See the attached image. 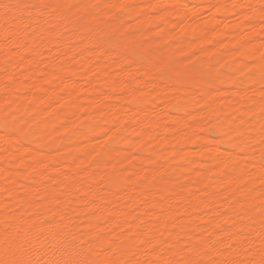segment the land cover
I'll return each mask as SVG.
<instances>
[{"label": "bare ground", "instance_id": "1", "mask_svg": "<svg viewBox=\"0 0 264 264\" xmlns=\"http://www.w3.org/2000/svg\"><path fill=\"white\" fill-rule=\"evenodd\" d=\"M4 2L50 7L14 10L7 41L0 11V245L7 221L99 260L168 259L169 244L231 259L246 237L259 259V207L241 204L260 203L262 85L240 69L264 53V0Z\"/></svg>", "mask_w": 264, "mask_h": 264}, {"label": "snow or ice", "instance_id": "2", "mask_svg": "<svg viewBox=\"0 0 264 264\" xmlns=\"http://www.w3.org/2000/svg\"><path fill=\"white\" fill-rule=\"evenodd\" d=\"M50 5H28V4H9V3H0V11L4 14V23L6 26V34L5 41L12 38L14 35V31L12 28H8L10 20L15 22L16 20H23V17H17L14 14L15 12H19L22 9H39L43 11ZM69 7H79V6H69ZM93 8L99 7V5H92ZM105 7H117L116 5H106ZM132 7L131 5H121L119 6L120 11L124 9ZM153 9L160 8L167 10L169 5H152ZM233 8L247 7L248 9H252V5H237L233 4ZM259 17H260V25L261 32H264V4H262L259 8ZM245 19L251 20V15H246ZM262 46H264V42H262ZM240 71L245 75L255 74L257 71L259 72L260 81H261V92L259 101L252 100V104L255 107L257 104L259 106L258 113L253 111L252 115H259L260 117V126L258 129V138L256 136H252L249 143L255 142L260 145V175H259V185L252 189L253 192L257 193L256 196L252 197V200L259 199V205L250 204L248 198L246 197L241 207H247L249 211L259 207V212L261 216V230L259 233V259L256 258V253L253 249L256 247L254 240H248L245 238L244 243L249 245L244 248L242 252H238L235 257L229 259L225 258L223 260H219L213 256L210 248L201 250L197 247H192L191 249L180 248L179 250H174L172 245H168V251L174 252V257H170L168 259H163L161 257H157L154 260H146L144 264H264V53L259 57V66L258 68H249L247 72H244V69L241 68ZM7 111V108H5ZM13 115L12 113L9 114ZM7 119V117H6ZM5 129H7L8 125H4ZM18 131V130H14ZM7 135V132H6ZM241 139V152H244V144L245 141L243 139L244 132L239 133ZM111 139V138H110ZM250 160V157H249ZM239 162H237L238 164ZM255 168V165H253ZM242 173L245 172L244 169H240ZM251 175V173H247ZM245 187H247V182H245ZM63 219V217H61ZM12 225L7 221L4 222V239L3 244L0 245V264H141L139 260L135 259V253H133L132 258L130 260H115V259H106L99 260L95 258L100 253H93L92 249H88L85 253L82 251V248L87 246V241H84L83 245L78 244L76 238L68 240L66 243L61 241L62 247L60 245L54 246L53 243H49L47 250L41 246L37 248L36 245L32 244L30 240L25 236L21 239L22 230L17 229L15 232L12 231ZM251 236V229L248 233ZM82 239V238H81ZM143 243V241H142ZM154 251H159V249L153 245ZM228 250L230 251L233 247H240L239 244H229ZM108 252H112V246L109 245L106 249ZM188 251L190 254L188 256L181 255V253ZM195 254V258L192 254ZM115 253H113L114 255ZM243 256L244 258H240ZM178 257V258H177ZM207 257V259H205Z\"/></svg>", "mask_w": 264, "mask_h": 264}, {"label": "rangeland", "instance_id": "3", "mask_svg": "<svg viewBox=\"0 0 264 264\" xmlns=\"http://www.w3.org/2000/svg\"><path fill=\"white\" fill-rule=\"evenodd\" d=\"M21 1L28 2V3H36L37 2V0H21ZM186 67H187L188 71L195 72L199 68V65L196 61L193 60V61L187 62ZM209 133L212 136V138H215V134H214L212 129H209ZM19 136H20L21 140L24 142L26 135L24 133H20Z\"/></svg>", "mask_w": 264, "mask_h": 264}]
</instances>
